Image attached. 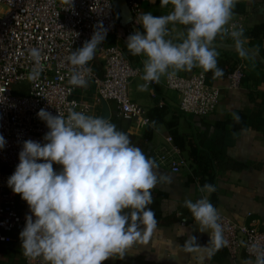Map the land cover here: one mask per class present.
<instances>
[{
	"label": "clouds",
	"instance_id": "1",
	"mask_svg": "<svg viewBox=\"0 0 264 264\" xmlns=\"http://www.w3.org/2000/svg\"><path fill=\"white\" fill-rule=\"evenodd\" d=\"M236 3L160 0V7L171 5V11L159 16L151 11L141 13L136 23L143 31L137 29L125 41L133 56L145 57L141 77L145 83L138 85V90L146 91L149 84L159 83L169 69L175 74L201 67L212 71L214 79L221 78L223 69L218 67L219 53L213 44L217 36L230 35L236 48L244 51L243 29L229 32L227 27ZM177 24L185 27L174 41L169 25ZM105 36L106 29L99 23L91 38L67 57L72 65L70 85L88 86L84 74L91 72L89 62ZM29 55L39 66L40 49L31 48ZM41 70L34 68L29 78H38ZM74 109L73 102L67 116L59 111L53 115L43 108L38 111V118L49 129L43 137L45 143L24 140L19 163L7 181L31 212L19 234L24 255L42 257L46 264H102L110 257L123 258L157 226L150 207L154 202L152 189L160 181L171 182V177L159 172L155 159L108 118ZM233 118L239 122L238 114L233 113ZM6 143L0 135V149ZM54 163L61 165V170H54ZM215 190V185L208 183L201 188V192ZM184 206L202 231L211 230L212 248L228 246L219 213L206 196L195 202L185 200ZM190 239L197 241L194 235ZM256 264H264V256H258Z\"/></svg>",
	"mask_w": 264,
	"mask_h": 264
},
{
	"label": "built area",
	"instance_id": "2",
	"mask_svg": "<svg viewBox=\"0 0 264 264\" xmlns=\"http://www.w3.org/2000/svg\"><path fill=\"white\" fill-rule=\"evenodd\" d=\"M145 1L126 0L133 25H137L136 19L142 13ZM99 23L106 29V36L94 58L100 61L102 71L97 73L89 62L91 72L84 75L93 84L98 101L102 98L114 102L118 117L135 120L140 127L148 125L150 120L146 110L130 97L128 91L130 80L140 73V68L117 43L108 42L112 34L122 39L126 37V33L118 28V14L111 0H0V94L4 97L0 102V135L7 142L0 149V242L10 239L12 233H20L26 224V215L31 214L28 204L17 207L16 193L7 181L19 163L23 141L32 139L45 143L43 137L49 129L38 118V111L43 108L53 115L59 111L67 116L74 102V110L93 116V104L77 97L76 90L80 87L68 83L72 65L67 57L91 38ZM227 27L229 32L239 31L242 24L231 20ZM31 48L41 51L39 66L29 55ZM37 67L42 68L39 77L30 79V73ZM172 73L169 69L164 75V84L176 93L180 110L203 116L215 109L220 89L206 81L202 69L189 75ZM242 75L241 68H234L228 75L230 86H238ZM21 85L26 91L15 92L14 89ZM154 158L173 172L187 170L192 174L190 158L174 143L170 134L165 135ZM53 167L56 171L62 168L55 163ZM218 213L231 256L239 248L252 258L264 256V230ZM190 220L195 221L193 217H181L180 223L186 224ZM25 262L46 264L42 257L25 256Z\"/></svg>",
	"mask_w": 264,
	"mask_h": 264
},
{
	"label": "crops",
	"instance_id": "3",
	"mask_svg": "<svg viewBox=\"0 0 264 264\" xmlns=\"http://www.w3.org/2000/svg\"><path fill=\"white\" fill-rule=\"evenodd\" d=\"M239 2L244 4V10L233 11L231 20L240 21L245 34L254 23L264 20V0ZM148 11L155 16L165 15L171 11V5L161 8L160 1L147 0L143 3L142 13ZM137 25H120L126 37L122 39L112 34L108 42L114 38L126 41L129 34L135 33ZM169 28L170 38L175 41L183 27L177 24L169 25ZM242 39H244L243 53L236 48L235 42H218L232 44L218 46L228 48L226 52L235 59V68H241L243 75L236 87L230 86L228 76L212 82L220 89L219 101L213 111L203 116L179 109L177 95L165 86L164 76L159 83L149 84L146 91H139L138 85L145 83L141 78L145 57L143 55L137 57L135 65L140 68V73L131 79L128 85L129 95L135 102L146 111L152 107L165 106L167 109L165 119L171 114L177 115L179 132L193 135L196 140L199 139V134H203V139L207 138V140L214 137L217 142L215 144L224 150L225 154L220 155L246 162V165L240 169L216 170L212 182L216 190L212 193L201 192L202 187L193 174L187 170L173 172L154 158L155 151L164 143V137L168 134L163 124L157 125L149 142L147 155L155 159L159 165V172L171 177V182L160 181L152 189L154 202L151 207L158 209L163 217L169 218V221L167 224L157 223L150 235L145 234L147 240L134 244L123 258L110 257L102 264H256L257 259L247 255L243 248H239L234 256L229 254L227 247L219 250L212 248L209 242L211 230L202 231L198 222L190 220L186 224L180 223L181 217L189 219L193 217L189 209L184 206V201L195 202L206 196L218 212L264 230V61L261 60L264 56L250 53L249 51L252 50L246 45L247 37L243 35ZM218 46L214 45V47ZM216 51L222 53L220 49L216 48ZM244 52L251 57H246ZM194 68V70L202 69ZM99 70L102 71L101 63ZM76 96L93 104V116L99 115L102 103L101 100L96 99L94 86L91 83H88L86 88H78ZM107 103L110 118L116 117L123 131L141 135L142 127L135 120L121 119L116 115L114 102L108 100ZM237 109H241L247 116L243 127L235 130L215 127L217 121L229 120ZM183 153L185 154V151ZM191 162L193 169L194 163L192 160ZM160 191L166 193L165 198H162ZM19 234L12 233L10 239L0 242V264H26ZM193 235L197 238L195 243L190 239ZM210 248L211 251L208 250Z\"/></svg>",
	"mask_w": 264,
	"mask_h": 264
},
{
	"label": "trees",
	"instance_id": "4",
	"mask_svg": "<svg viewBox=\"0 0 264 264\" xmlns=\"http://www.w3.org/2000/svg\"><path fill=\"white\" fill-rule=\"evenodd\" d=\"M160 1V0H158ZM244 10V4L240 3L239 1L236 3L235 8L233 11L242 12ZM183 29L185 26H183ZM137 29H140L143 31L141 25H137ZM247 37V47L255 51L257 55L264 56V20L256 22L252 25V27L243 34ZM214 42H234L233 39H231L230 35H218L217 38L214 40ZM110 43H117L125 53V55L130 59V61L135 64L138 56H133L129 50L126 47V42L122 39H113ZM217 49H220L222 53L219 54L217 57L218 60V67L223 69V76L221 78H225L233 71L235 68V59L229 55L226 51L228 49L224 46H218L215 47ZM246 57H251V55L244 52ZM93 69L97 71V73H100V63L95 58L90 61ZM195 68H193L191 71H179V73L183 75H189L192 71H194ZM206 81L208 83L213 84L212 82L216 79L213 78V72L212 71H205L203 69ZM218 79V78H217ZM15 92L23 93L26 91V87L24 85L18 86L17 89H14ZM147 115L149 117L150 123L148 125H145L142 127L141 135H134L131 133H128L126 131H123L118 124V119L116 117L110 118V121L114 123L117 126L118 130H121L125 133H127L132 143L139 148H141L144 153L147 155L148 148H149V142L151 140L154 128L159 125L163 124L168 132L173 138L174 143L182 150L185 151V155L190 158L193 163L194 167L192 169V174L194 177L197 178L199 185L203 187L205 183L212 184L215 171L221 170V169H240L243 166L246 165V162L238 161L234 158L228 157V156H222L220 154H225L224 150L220 147H218L215 143L216 138L212 139H203V134L198 135V140H196L195 136L193 135H184L181 132H179L177 128V115L171 114V116L168 119H165V115L167 113V109L165 106H158V107H152L148 109ZM233 113L238 114L240 117L239 122L234 120ZM229 117V120L222 119L215 123V127H219L220 129H229V130H235L240 129L244 126L247 116L246 114L241 110L237 109L235 110ZM152 122H155L153 125ZM148 156V155H147ZM10 170V169H8ZM160 194L162 198L166 197V193L164 191H160ZM16 201H17V207L21 208L27 204L25 200L21 198L20 194L16 193ZM151 207V205H150ZM151 209L154 211L155 219L157 223H165L167 224L169 221L168 217H163L161 215V212L158 209Z\"/></svg>",
	"mask_w": 264,
	"mask_h": 264
},
{
	"label": "water",
	"instance_id": "5",
	"mask_svg": "<svg viewBox=\"0 0 264 264\" xmlns=\"http://www.w3.org/2000/svg\"><path fill=\"white\" fill-rule=\"evenodd\" d=\"M113 5L115 6L116 10H117V14H118V22L120 25L122 26H126V25H129L132 24V13L126 3V0H111ZM214 45L218 46L220 44L222 45H232L230 43H218V42H213ZM246 51H248L246 48H245ZM250 53L252 54H255L254 51H249ZM261 60L264 61V58H261ZM101 103H102V106H101V109L99 111V115L98 116H103V117H106L110 120V109H109V105L107 103V101L105 99H102L101 98Z\"/></svg>",
	"mask_w": 264,
	"mask_h": 264
},
{
	"label": "rangeland",
	"instance_id": "6",
	"mask_svg": "<svg viewBox=\"0 0 264 264\" xmlns=\"http://www.w3.org/2000/svg\"><path fill=\"white\" fill-rule=\"evenodd\" d=\"M120 27V24H119V26H118V28ZM114 36H115V34H113ZM89 83H91L90 81H89ZM91 85H93L92 83H91Z\"/></svg>",
	"mask_w": 264,
	"mask_h": 264
}]
</instances>
